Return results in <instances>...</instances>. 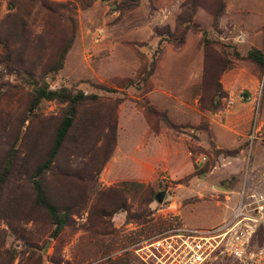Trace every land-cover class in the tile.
Here are the masks:
<instances>
[{"label": "rangeland", "instance_id": "374dc122", "mask_svg": "<svg viewBox=\"0 0 264 264\" xmlns=\"http://www.w3.org/2000/svg\"><path fill=\"white\" fill-rule=\"evenodd\" d=\"M252 50L264 56V0H0V174L12 161L0 264H137L122 250L212 229L242 189L264 191V68ZM43 86L95 96L41 180L68 213L55 237L30 177L67 104L31 109Z\"/></svg>", "mask_w": 264, "mask_h": 264}, {"label": "built area", "instance_id": "2783aa9c", "mask_svg": "<svg viewBox=\"0 0 264 264\" xmlns=\"http://www.w3.org/2000/svg\"><path fill=\"white\" fill-rule=\"evenodd\" d=\"M257 134L253 131L251 142ZM128 251L137 264H212L219 258L264 264V191L242 189L230 217L219 226L168 229L122 250Z\"/></svg>", "mask_w": 264, "mask_h": 264}, {"label": "trees", "instance_id": "16d2710c", "mask_svg": "<svg viewBox=\"0 0 264 264\" xmlns=\"http://www.w3.org/2000/svg\"><path fill=\"white\" fill-rule=\"evenodd\" d=\"M212 44L214 43L209 40H204L205 49L209 48V46ZM64 55L65 52L60 55L59 60L53 67L54 72L59 71L62 68ZM246 59L254 62L260 68H264V58L259 51H250L247 54ZM88 99H95V96H84L82 92H78L75 95H72L71 91L64 88L58 91H51L45 86L35 89L34 95L32 97L30 105L31 109L36 108L41 100H56L59 103L67 104L66 111L64 112V116L59 123L45 159L35 168L33 174L30 177V183L35 195V204L37 205V207L45 210L53 225L55 226L53 237L58 235L63 230V227L66 225L68 219V213L66 210L60 211L56 205L48 200L45 192L43 191L41 180L44 177V174L50 170L53 161L55 160L59 150L62 147L63 141L67 137L69 130L72 128L77 108L81 105L82 102ZM11 167L12 161L8 160L4 165L2 173L0 174V186L4 184L7 175L11 170Z\"/></svg>", "mask_w": 264, "mask_h": 264}, {"label": "water", "instance_id": "95a60500", "mask_svg": "<svg viewBox=\"0 0 264 264\" xmlns=\"http://www.w3.org/2000/svg\"><path fill=\"white\" fill-rule=\"evenodd\" d=\"M243 98H247V95L245 94V95L243 96ZM164 196H165V194H164L163 192L158 193L157 196H156V200H157V202H158V203H162V200H163Z\"/></svg>", "mask_w": 264, "mask_h": 264}, {"label": "crops", "instance_id": "0c3cea01", "mask_svg": "<svg viewBox=\"0 0 264 264\" xmlns=\"http://www.w3.org/2000/svg\"><path fill=\"white\" fill-rule=\"evenodd\" d=\"M228 9H229V8H228ZM231 12H232V10H231L230 12L228 11V16H229V14H230ZM203 17H204L203 14H201V16H200L199 18H203ZM207 21H208V18H207ZM261 21H262V20L260 19L259 22H261Z\"/></svg>", "mask_w": 264, "mask_h": 264}]
</instances>
